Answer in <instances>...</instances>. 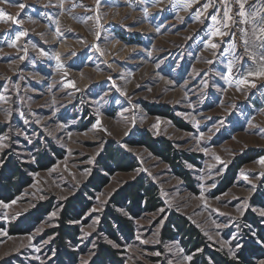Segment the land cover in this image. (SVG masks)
<instances>
[{"label":"rangeland","instance_id":"obj_1","mask_svg":"<svg viewBox=\"0 0 264 264\" xmlns=\"http://www.w3.org/2000/svg\"><path fill=\"white\" fill-rule=\"evenodd\" d=\"M0 12L20 21L0 18V264H216L209 250L264 261V77L248 76L264 64V0H0ZM146 135L193 158L190 184ZM109 146L135 167H104ZM10 163L14 193L1 184ZM138 177L162 206L114 202ZM111 210L132 229L110 219L109 234ZM172 214L203 246L162 234Z\"/></svg>","mask_w":264,"mask_h":264},{"label":"trees","instance_id":"obj_2","mask_svg":"<svg viewBox=\"0 0 264 264\" xmlns=\"http://www.w3.org/2000/svg\"><path fill=\"white\" fill-rule=\"evenodd\" d=\"M177 123H181L177 120ZM183 125V124H182ZM146 145L150 146L157 152H159L164 159H167L171 164H173L177 173H181L187 179L190 184L192 179L190 177V173L187 172L185 167L182 164V159L192 160L190 156L187 154H183L180 150L176 151L173 149L171 144L168 141L162 140H153L147 135L144 136V141ZM249 158H245L240 160L239 163H243L247 161ZM102 165L109 169L110 164L114 165V168L117 169H132L136 165V160H132L130 155L124 151L122 148H115L113 146H109L104 154V157L101 159ZM238 163V164H239ZM11 171H5L1 179V184L3 185L5 191L7 193H14L20 189L21 183H18L16 176L19 174V168L17 165L10 163ZM96 181V180H95ZM89 186L86 187L88 189ZM83 194V192H82ZM83 195H78L74 199H70L65 208L62 211L60 222H62V226L58 229L61 234L65 232L66 220L72 219L77 215L78 206L83 202ZM114 202L116 204H124L127 209L131 212H136V210H148L151 211L153 209H157L162 206L161 195L159 194V189L157 186L149 180H146L142 177L136 178L133 182L128 183L124 186L120 192H118L114 197ZM111 220H115L117 224H120L121 230H130L132 229V220L121 217L120 214L114 210H111L106 217V231L109 234L114 235V229L111 225ZM171 222L167 225V227L162 232L165 236L176 235L179 236L181 242L192 249H197V247L203 246L204 239L201 233H199L198 229L194 228L184 216H180L178 214H172ZM101 257L103 260H114L116 257L115 250L110 248L109 246H104L101 249ZM211 260L216 264H248L249 261L245 257V254L242 252L240 255L239 261H233L226 257L223 253L218 251H207ZM199 260H202L203 264H210L206 259H202L199 257Z\"/></svg>","mask_w":264,"mask_h":264},{"label":"snow or ice","instance_id":"obj_3","mask_svg":"<svg viewBox=\"0 0 264 264\" xmlns=\"http://www.w3.org/2000/svg\"><path fill=\"white\" fill-rule=\"evenodd\" d=\"M4 2L7 3V2H9V0H4ZM97 3H99V0H97ZM19 7L20 8H23L24 5L23 4H20ZM207 7H208V5H205V8H207ZM242 7H243V5L241 4V8ZM225 15H227V13H225ZM241 15H243V13H241ZM0 18H4V19H7V20H12L14 23H20V21L16 20L15 17L11 16L10 14H6V13L0 12ZM213 19H215V17H213ZM260 31L262 33H264V27H261ZM23 35H25V33L24 32H21L20 33V36H23ZM213 35L223 36V35H225V33L224 32H220V31H217V32H214ZM17 39H19V36L17 37ZM210 46L213 47V48L217 47L216 44H211ZM261 47H264V44H261ZM253 58L255 59V57H253ZM57 59H59V56H57ZM260 59L262 61H264V54L261 55ZM253 75L259 76V77H264V64H261V66H260V68L258 70H256V71H249L248 72V76H253ZM247 82H248L247 80L242 81V83H247ZM99 123L100 122L97 121V125H99ZM154 127H158V124L157 125H154ZM217 159L219 160V157H217ZM259 163L262 164V165H264V158H262L259 161ZM13 203H15V201H13ZM0 204H3V202L0 201ZM4 206L7 207L8 205H4ZM52 215L55 216L56 213L54 212V213H52ZM260 215L261 216H264V210H261L260 211ZM237 247H240V245L237 244ZM230 252H231V250H230ZM231 255L235 256V253L234 252H231ZM187 259L190 260L191 257L189 256V257H187ZM261 264H264V261H261Z\"/></svg>","mask_w":264,"mask_h":264}]
</instances>
